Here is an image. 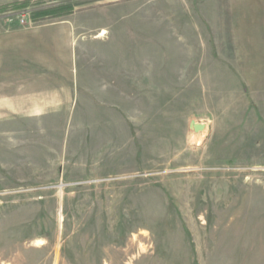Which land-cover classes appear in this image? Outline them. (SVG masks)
<instances>
[{
    "label": "rangeland",
    "instance_id": "374dc122",
    "mask_svg": "<svg viewBox=\"0 0 264 264\" xmlns=\"http://www.w3.org/2000/svg\"><path fill=\"white\" fill-rule=\"evenodd\" d=\"M45 24L118 90L0 111V264H264V0H0Z\"/></svg>",
    "mask_w": 264,
    "mask_h": 264
},
{
    "label": "crops",
    "instance_id": "0c3cea01",
    "mask_svg": "<svg viewBox=\"0 0 264 264\" xmlns=\"http://www.w3.org/2000/svg\"><path fill=\"white\" fill-rule=\"evenodd\" d=\"M7 31L3 34L0 30V63L6 62L12 71H3L0 65V111L22 107L69 113L88 109L90 105L97 109L100 105L107 106L104 95L117 94V76L111 71L105 74L79 71L73 25L31 26L22 31L25 35ZM87 75L92 78L88 80ZM143 80L149 89L150 78Z\"/></svg>",
    "mask_w": 264,
    "mask_h": 264
},
{
    "label": "trees",
    "instance_id": "16d2710c",
    "mask_svg": "<svg viewBox=\"0 0 264 264\" xmlns=\"http://www.w3.org/2000/svg\"><path fill=\"white\" fill-rule=\"evenodd\" d=\"M27 3V1H24V2H22V4L24 5V4H26ZM59 10H63V11H65V12H71L72 10L70 9V7L69 6H64V7H60V8H58Z\"/></svg>",
    "mask_w": 264,
    "mask_h": 264
},
{
    "label": "bare ground",
    "instance_id": "6f19581e",
    "mask_svg": "<svg viewBox=\"0 0 264 264\" xmlns=\"http://www.w3.org/2000/svg\"><path fill=\"white\" fill-rule=\"evenodd\" d=\"M103 33H105V31H104V30L101 32V34H100V35H102Z\"/></svg>",
    "mask_w": 264,
    "mask_h": 264
}]
</instances>
